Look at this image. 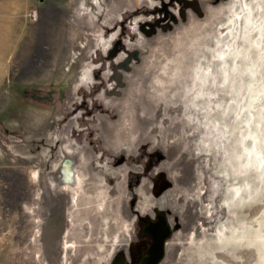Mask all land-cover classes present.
I'll list each match as a JSON object with an SVG mask.
<instances>
[{"label": "rangeland", "instance_id": "374dc122", "mask_svg": "<svg viewBox=\"0 0 264 264\" xmlns=\"http://www.w3.org/2000/svg\"><path fill=\"white\" fill-rule=\"evenodd\" d=\"M197 1L204 16L189 7L183 20L179 0H0V264H112L129 241L133 198L138 215L170 220L161 264L258 263L252 228L232 229L242 214L263 218L264 232V167L257 180L245 171L253 186L240 204L226 158L237 145L235 89L250 80L236 67L254 53L238 25L224 83L222 25L236 3ZM118 40L140 52L120 96L106 94L127 53L109 57ZM258 107L264 155V90Z\"/></svg>", "mask_w": 264, "mask_h": 264}, {"label": "bare ground", "instance_id": "6f19581e", "mask_svg": "<svg viewBox=\"0 0 264 264\" xmlns=\"http://www.w3.org/2000/svg\"><path fill=\"white\" fill-rule=\"evenodd\" d=\"M233 1L236 3V5L234 4V6L230 9L231 14L226 18V20H228V21H226L224 23V25H222V26L226 25L225 29L229 30V32L227 33V37H229V38L226 37L227 41L225 39L226 42L224 43L226 48L220 49V47H219L220 51L218 50L220 63L223 64V66H222V74H223L222 77L223 78L222 79H223L224 83H226V80L228 79L227 78L228 77V68H229V67L227 68L228 55H231L232 59L234 61L236 60V58L238 56L237 51H235V42L231 43L233 39H234V41L236 39V34H234V31H236V32L238 31V28H239L238 25L241 26L243 24L245 35H246L243 40L247 45L246 49L247 50L251 49L254 53V56L252 58H246L245 57L246 54H245L244 57L242 58L244 60L243 67L242 68L236 67V70L239 71L240 76L242 75V73L244 71H247L250 75V77H249L250 80L246 83L241 82L240 84L237 85V88L235 89L236 93H235L234 97L237 98V105L239 106V110L237 112V117H238L237 119H239V120H238L237 126L234 127L236 129H238V132L236 133L235 138L234 137H232V138H234L235 144H237V145H235V146L233 145L232 153H229L226 157L227 160L232 161L231 165H232V167L236 173L235 177L233 176V178H232L233 179L232 181H234V182H232L230 185L233 188V190L231 191L232 192L231 194H233V196H234L233 198L234 199L236 198V200L240 203L244 199V193H243L244 190L246 192H249L248 189L250 190V187L253 186V185L250 186V179L247 178V176H245V171H247L248 169H253L254 175H255L254 178H255V180H257L262 175L263 167H264V163H263L264 155L262 154V150L260 149L261 143H262V140L260 137V130L261 129L259 128V124L261 123V118H262L263 114L260 111V108L258 107L260 104L261 91L264 90V86L260 84L259 78L257 76L258 68L260 66V60L259 59L262 58V54L264 52V0H233ZM231 2H232V0H231ZM224 45H223V47H224ZM229 49H230V53H228ZM83 77L85 79H87L90 76H88L87 73H84ZM244 86L247 89V95H244V93H242V91H241ZM246 107H247V111L249 112V115H250L249 117L247 115L243 114ZM223 111L225 113V109H223ZM252 117H254V118H252ZM224 124H226V123H224ZM136 125H137V123H136ZM226 126L228 127V125H226ZM222 127H224V126H222ZM224 132H225V130H224ZM247 136L250 137L249 140L246 139ZM205 147H206V145H205ZM66 148H70V147H66ZM66 167L64 169L65 176L67 178H69L71 173ZM74 167H75V165H74ZM89 173H91V172H89ZM75 174L77 175V173H75ZM86 174H87V172H86ZM83 175H84V172H83ZM79 178H80V176H79ZM90 179H91V177H90ZM94 179L97 180L96 178H94ZM92 180L93 179H91V181ZM83 189H84V187H83ZM104 193H105V191H104ZM96 195L99 196V192ZM97 199H99V198H97ZM225 208H226V206H225ZM87 211H88V209H87ZM88 214H90V213H88ZM232 220H233V218H232ZM262 221H263V218H261L260 216H255L254 220L247 222L245 217L242 216V214H241L240 216H237V222L241 226L237 224L236 228H235V226H233V229H232L233 233L237 234L238 237H243V236H245V234H247L246 231L248 230V228H252L250 233L252 234V237L254 239V243L256 245V251H257V254L259 257L257 264H264V248H263V246H264V232L262 230ZM254 222H256V223H254ZM243 225H245V227H243ZM246 228H247V230H246ZM227 233L228 232H225L224 235L226 236ZM250 233H249V235H250ZM223 251L224 250H222V253H223ZM224 253H225V251H224Z\"/></svg>", "mask_w": 264, "mask_h": 264}, {"label": "flooded vegetation", "instance_id": "af4514ba", "mask_svg": "<svg viewBox=\"0 0 264 264\" xmlns=\"http://www.w3.org/2000/svg\"><path fill=\"white\" fill-rule=\"evenodd\" d=\"M190 1L191 0H179V2L183 5V7L185 5H189L185 9V16H186L187 9L190 7V4H193ZM153 12L154 13H156V12L161 13L162 10L157 7L155 10H153ZM166 14H167V12H166ZM171 18H172V20L176 19L174 15H172ZM155 20H159L158 24L156 23L155 28L164 24L161 21L162 20L161 17L157 18ZM166 20H168V18ZM169 24L170 23H167L166 26H168ZM119 46L122 49H125V50L128 49V48H125L124 44H122V43ZM126 56H127V53H126ZM119 62H117V63H119ZM117 63L115 64V66L117 65ZM112 74H113V72H112ZM113 87H115V85L110 87L109 90H111ZM122 159H124L123 156L121 158H119V160H117V162H121ZM145 166H147V162L145 163ZM132 183L133 182L131 180L129 185L132 186ZM134 199L135 198H133L131 201V208H130V215H129L131 220H132V226H131L129 241L126 243L125 248L122 251L118 252L116 257L114 258L115 261L112 262V264H121V263L122 264H147V262H149L150 260L153 259V252H152L151 248L153 247L154 243L156 242V234L159 232V229H160V223L159 222L164 221V219H165L170 224V227H171L170 220H169V218L165 212H158L157 214H154L153 217L150 214H148L146 216H140L137 213H135L136 209L134 208ZM171 232H172V227H171ZM168 238H169V236L165 240L163 256L160 258V260L157 264H161L163 258L165 257L166 245H167Z\"/></svg>", "mask_w": 264, "mask_h": 264}, {"label": "water", "instance_id": "95a60500", "mask_svg": "<svg viewBox=\"0 0 264 264\" xmlns=\"http://www.w3.org/2000/svg\"><path fill=\"white\" fill-rule=\"evenodd\" d=\"M193 4H190V7L195 11L200 17L204 16V12L202 10L201 5L197 0L190 1ZM189 5H185L182 8L181 11V18L185 20V9ZM159 20H156L155 22H148L147 25L149 26L148 28H143V30L148 34L152 35L157 31V28H155L156 23L158 24ZM177 21V18L174 20ZM144 26V25H143ZM169 28L172 27L171 24L168 25ZM163 29L166 30L167 26L163 25ZM121 40H118L115 44L114 47L110 50L109 52V57L114 58L118 52L121 51V47L119 46L121 44ZM123 44V43H122ZM127 56L117 63L115 67H113V74L111 78L115 81V87H113L111 90L109 88L106 90V94L109 95H117L120 96L122 94L121 88L125 86L124 82V71H130L131 70V63L132 61H140V52L138 49L134 50H126ZM160 223V229L159 232L156 234V242L154 243L153 247L151 248L153 252V259L147 262V264H157L160 260V258L163 256L164 253V244L165 240L168 236H170L171 233V227L170 224L164 219V221L159 222Z\"/></svg>", "mask_w": 264, "mask_h": 264}]
</instances>
